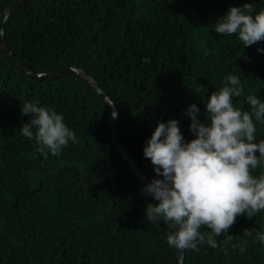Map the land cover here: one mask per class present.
<instances>
[{
	"label": "trees",
	"instance_id": "obj_1",
	"mask_svg": "<svg viewBox=\"0 0 264 264\" xmlns=\"http://www.w3.org/2000/svg\"><path fill=\"white\" fill-rule=\"evenodd\" d=\"M13 1L0 0V17ZM245 2L253 12L264 8V0H25L7 17L3 39L18 66L83 67L118 110L117 140L151 179L158 174L143 146L158 121L176 118L185 139L193 138L186 109L195 102L205 121V101L229 72L244 85L234 104L250 110L249 92L264 99L257 51L264 40L244 46L212 28L229 6ZM25 100L63 112L78 141L44 158L20 131L29 119ZM109 122L106 103L76 72L34 77L0 51V264H176L169 226L146 218L147 204L158 201L141 191L143 181L109 138ZM256 125L258 142L264 122ZM258 231L264 209L237 214L216 237L219 247L184 249L183 264H264Z\"/></svg>",
	"mask_w": 264,
	"mask_h": 264
},
{
	"label": "clouds",
	"instance_id": "obj_2",
	"mask_svg": "<svg viewBox=\"0 0 264 264\" xmlns=\"http://www.w3.org/2000/svg\"><path fill=\"white\" fill-rule=\"evenodd\" d=\"M212 28L216 33L235 34L244 46L264 40V8L253 12L248 2L229 6ZM257 51L264 53V47L258 46ZM242 93L240 77L229 72L205 101V121L198 118L200 109L195 102L186 109L193 138L186 140L179 121L169 118L158 121L146 139L143 155L150 158L158 174L141 187L158 201L147 204L146 218L169 226V246L199 250L206 243L219 247L216 237L227 234L237 214L252 217L264 209V138L257 142L255 137L256 122H264V99L247 93L250 110H245L233 103V97ZM20 108L29 117L20 131L35 140L44 158L78 141L63 112L53 106L25 100ZM117 115L118 110L111 113ZM257 168L261 171L253 175ZM201 225L211 231H201ZM252 231L244 229L249 235ZM256 239L264 246V232H256Z\"/></svg>",
	"mask_w": 264,
	"mask_h": 264
},
{
	"label": "water",
	"instance_id": "obj_3",
	"mask_svg": "<svg viewBox=\"0 0 264 264\" xmlns=\"http://www.w3.org/2000/svg\"><path fill=\"white\" fill-rule=\"evenodd\" d=\"M25 0H14L12 3L8 4L4 7L1 17H0V51L4 54L5 58L9 62V64L22 71L23 73H26L28 75L34 76V77H57L58 75L64 73V72H76L92 89H94L99 96L104 100L107 107L110 111V122L108 125V135L115 146L131 168V170L134 172V174L143 181L144 184L148 183L151 179L146 176L145 173L140 169L138 164L135 162V160L131 157V155L126 151V149L123 147V145L117 140L116 133H115V118L111 116V113L116 110L115 105L111 101L108 94L101 89L99 83L88 74V72L80 66H63L60 67L54 71H48V72H42V71H34L31 69H28L24 65L18 66L14 63L13 60V53L9 49L7 43L3 39V25L7 19V17L15 10V8L19 7ZM175 260L176 264H183L184 263V248H177L175 247Z\"/></svg>",
	"mask_w": 264,
	"mask_h": 264
}]
</instances>
